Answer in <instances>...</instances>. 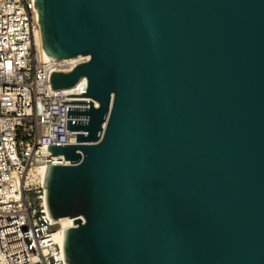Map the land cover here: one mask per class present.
Listing matches in <instances>:
<instances>
[{
    "label": "water",
    "instance_id": "1",
    "mask_svg": "<svg viewBox=\"0 0 264 264\" xmlns=\"http://www.w3.org/2000/svg\"><path fill=\"white\" fill-rule=\"evenodd\" d=\"M76 144L47 145L67 264H264V0H34Z\"/></svg>",
    "mask_w": 264,
    "mask_h": 264
},
{
    "label": "built area",
    "instance_id": "2",
    "mask_svg": "<svg viewBox=\"0 0 264 264\" xmlns=\"http://www.w3.org/2000/svg\"><path fill=\"white\" fill-rule=\"evenodd\" d=\"M33 3L0 0V264H67L52 240L56 223L48 216L44 174L37 168L70 164L46 147L76 144V133L83 132L66 130L68 104L62 100L85 92L86 78L51 89L49 74L70 71L88 57L43 60Z\"/></svg>",
    "mask_w": 264,
    "mask_h": 264
},
{
    "label": "bare ground",
    "instance_id": "3",
    "mask_svg": "<svg viewBox=\"0 0 264 264\" xmlns=\"http://www.w3.org/2000/svg\"><path fill=\"white\" fill-rule=\"evenodd\" d=\"M34 12L36 13V16H37V12H36V8L34 7ZM35 42H36V45L39 46V50H40V56L43 60H49V58L46 56V54L43 52V49H42V45H41V38H40V32H37L36 36H35ZM81 57L80 56H76V57H71V58H66V60L68 62H75V61H78ZM37 172L39 174H44V170L43 168H40L38 169L37 168ZM46 204V202H45ZM48 213V212H47ZM72 218L70 217H61L57 220H54V222L57 224L58 222H61V221H65V225L61 228H57L55 229V231L53 232V235H52V240L56 243H58L60 245V247L62 248V230L64 229H67L69 227H72L74 224H72Z\"/></svg>",
    "mask_w": 264,
    "mask_h": 264
},
{
    "label": "rangeland",
    "instance_id": "4",
    "mask_svg": "<svg viewBox=\"0 0 264 264\" xmlns=\"http://www.w3.org/2000/svg\"><path fill=\"white\" fill-rule=\"evenodd\" d=\"M65 221H61V222H58L56 225H55V228L57 229V228H61V227H63L64 225H65Z\"/></svg>",
    "mask_w": 264,
    "mask_h": 264
}]
</instances>
